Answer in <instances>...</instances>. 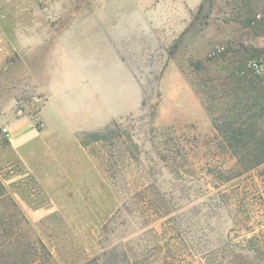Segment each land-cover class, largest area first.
I'll use <instances>...</instances> for the list:
<instances>
[{"label":"rangeland","instance_id":"rangeland-1","mask_svg":"<svg viewBox=\"0 0 264 264\" xmlns=\"http://www.w3.org/2000/svg\"><path fill=\"white\" fill-rule=\"evenodd\" d=\"M0 41V138L46 103L55 136L84 128L114 200L96 220L80 189L49 195L6 166L5 222L21 220L56 264L112 250L140 264H264V163L241 172L211 114L234 103L231 67L264 74V0H0Z\"/></svg>","mask_w":264,"mask_h":264},{"label":"trees","instance_id":"trees-1","mask_svg":"<svg viewBox=\"0 0 264 264\" xmlns=\"http://www.w3.org/2000/svg\"><path fill=\"white\" fill-rule=\"evenodd\" d=\"M243 62L229 69L228 77L234 82V103L211 114L221 139L237 157L236 167L246 172L264 163V74L245 67ZM104 134L95 135L102 139ZM24 224L29 223L25 220ZM124 255L122 259L112 250L82 264H140ZM0 264H56V261L44 240L23 227L21 220L11 224L0 217Z\"/></svg>","mask_w":264,"mask_h":264},{"label":"crops","instance_id":"crops-1","mask_svg":"<svg viewBox=\"0 0 264 264\" xmlns=\"http://www.w3.org/2000/svg\"><path fill=\"white\" fill-rule=\"evenodd\" d=\"M44 106L37 119L28 115L15 117L7 126L8 131L1 134L0 168L18 166L49 195L80 189L81 194L87 195L92 217L103 221L113 212V193L106 181L98 176L100 172L80 140L84 128L72 130L68 139L55 136L42 117ZM6 138L4 143L2 139ZM95 178L96 188L82 186V182Z\"/></svg>","mask_w":264,"mask_h":264},{"label":"built area","instance_id":"built-area-1","mask_svg":"<svg viewBox=\"0 0 264 264\" xmlns=\"http://www.w3.org/2000/svg\"><path fill=\"white\" fill-rule=\"evenodd\" d=\"M255 68H256V70H257V71H259V70H260V66H259V65H257V64H255ZM3 131H4V132H7V131H8V129H7V128H3Z\"/></svg>","mask_w":264,"mask_h":264}]
</instances>
